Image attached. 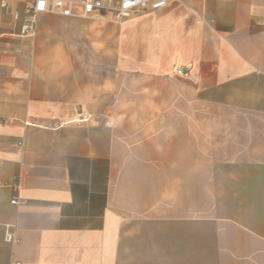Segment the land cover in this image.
<instances>
[{"label":"crops","instance_id":"obj_1","mask_svg":"<svg viewBox=\"0 0 264 264\" xmlns=\"http://www.w3.org/2000/svg\"><path fill=\"white\" fill-rule=\"evenodd\" d=\"M25 2L0 0V264H118L126 217L159 226L203 184L249 209L227 264H264V0L41 14L34 38Z\"/></svg>","mask_w":264,"mask_h":264},{"label":"rangeland","instance_id":"obj_2","mask_svg":"<svg viewBox=\"0 0 264 264\" xmlns=\"http://www.w3.org/2000/svg\"><path fill=\"white\" fill-rule=\"evenodd\" d=\"M206 188L203 184L200 202L171 201V218L159 226L126 217L118 264H227L235 260L227 250L233 234L226 227L231 225L228 221H241L242 213L248 216L249 209L234 207L237 202L209 200Z\"/></svg>","mask_w":264,"mask_h":264},{"label":"built area","instance_id":"obj_3","mask_svg":"<svg viewBox=\"0 0 264 264\" xmlns=\"http://www.w3.org/2000/svg\"><path fill=\"white\" fill-rule=\"evenodd\" d=\"M172 0H26L24 14H13L15 22L22 21L21 35L34 38L37 34V19L41 14H52L64 17L90 18L99 12L112 14L116 20L122 22L132 18L142 11H159L166 8ZM2 8L8 7V2L2 3ZM186 69V68H185ZM176 69L182 76H190L188 70ZM72 123H88L90 116L81 113L71 120ZM18 189V185L15 187ZM25 201L19 196L12 200V204L21 205ZM5 241L16 242V234L12 228H7Z\"/></svg>","mask_w":264,"mask_h":264}]
</instances>
